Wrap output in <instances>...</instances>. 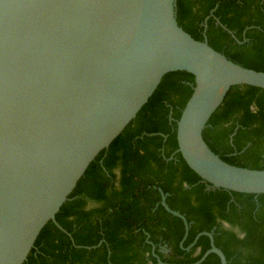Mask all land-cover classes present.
Wrapping results in <instances>:
<instances>
[{
    "label": "water",
    "instance_id": "obj_1",
    "mask_svg": "<svg viewBox=\"0 0 264 264\" xmlns=\"http://www.w3.org/2000/svg\"><path fill=\"white\" fill-rule=\"evenodd\" d=\"M176 1L0 0V264H24L50 221L72 238L57 213L169 73L195 79L177 122V152L190 169L208 190L264 195V169L227 163L203 137L229 90L264 89V72L194 39L177 22ZM162 205L184 223L183 250L211 241L189 264L211 254L228 264L213 232L184 248L189 222L163 193Z\"/></svg>",
    "mask_w": 264,
    "mask_h": 264
},
{
    "label": "trees",
    "instance_id": "obj_2",
    "mask_svg": "<svg viewBox=\"0 0 264 264\" xmlns=\"http://www.w3.org/2000/svg\"><path fill=\"white\" fill-rule=\"evenodd\" d=\"M176 7L179 26L194 39L206 37L232 62L264 72V0H177ZM194 86V76L184 71L163 78L57 213L73 239L50 221L24 264L196 262L211 241L203 236L183 250L184 223L164 208L162 193L190 224L184 248L199 233L213 232L228 264H264V195L208 190L177 152V122ZM203 137L227 163L264 169V89L232 87ZM202 264L221 262L211 254Z\"/></svg>",
    "mask_w": 264,
    "mask_h": 264
},
{
    "label": "flooded vegetation",
    "instance_id": "obj_3",
    "mask_svg": "<svg viewBox=\"0 0 264 264\" xmlns=\"http://www.w3.org/2000/svg\"><path fill=\"white\" fill-rule=\"evenodd\" d=\"M95 205H93V204H90V207H94Z\"/></svg>",
    "mask_w": 264,
    "mask_h": 264
}]
</instances>
